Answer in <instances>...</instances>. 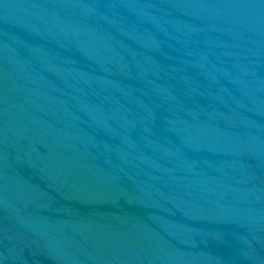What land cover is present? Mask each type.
Masks as SVG:
<instances>
[{
  "label": "water",
  "instance_id": "water-1",
  "mask_svg": "<svg viewBox=\"0 0 264 264\" xmlns=\"http://www.w3.org/2000/svg\"><path fill=\"white\" fill-rule=\"evenodd\" d=\"M0 264H264V0H0Z\"/></svg>",
  "mask_w": 264,
  "mask_h": 264
}]
</instances>
